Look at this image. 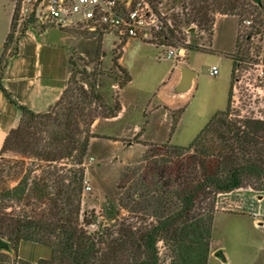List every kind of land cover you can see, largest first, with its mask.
<instances>
[{"label":"trees","instance_id":"obj_1","mask_svg":"<svg viewBox=\"0 0 264 264\" xmlns=\"http://www.w3.org/2000/svg\"><path fill=\"white\" fill-rule=\"evenodd\" d=\"M148 1L155 6L156 0ZM179 2L183 21L179 16L171 17L172 28L165 33L168 45L180 43L183 22L188 29L195 26L210 37L218 15L238 16L251 23L242 37L248 46L246 52L238 36V54L229 55L232 82L237 64L248 62L252 38L264 33V0ZM40 31L44 33L42 28ZM14 32L12 18L0 58V90L20 110L21 119L5 138L0 156L10 151L31 154L38 162L46 163L47 170L24 174L14 187L0 190V238L11 247L10 254L0 252V264H208L218 197L243 188L264 192V119L233 117L229 93L226 110L216 112L187 147L169 143L150 146L119 188L117 200L129 215L119 219L120 210L108 200L103 206L108 224L88 231L84 226L92 223L85 216L80 222L83 161L90 140L98 137L91 131L98 116L85 115L77 106L79 101L91 106L99 97L94 95V87L91 95L83 89H77L75 95L69 77L60 99L46 112L36 113L18 105L2 84L9 59L5 60V53ZM26 32L25 27L22 35ZM60 44L65 45L63 40ZM16 51L15 47L9 57ZM262 55L264 65V45ZM121 57L119 54L113 59L124 75V81L118 83L120 90L131 81L130 74L118 63ZM120 110L117 103L106 118L116 117ZM75 112L88 125L83 131ZM176 125L177 121L172 123V132ZM64 159L70 160L75 169L59 175L66 169H58L57 162ZM5 202L17 206L23 203L30 213L7 211L10 205ZM137 215L142 216L140 223L132 220ZM21 242L49 248L50 258L35 263L20 258L17 248Z\"/></svg>","mask_w":264,"mask_h":264},{"label":"rangeland","instance_id":"obj_2","mask_svg":"<svg viewBox=\"0 0 264 264\" xmlns=\"http://www.w3.org/2000/svg\"><path fill=\"white\" fill-rule=\"evenodd\" d=\"M16 1L0 0V58L6 43L4 41L9 35L10 17L11 21L14 18L15 24L14 39L5 53V60L14 51L25 27L27 32L38 37L39 42L46 43L45 33L40 31L39 26L25 25L24 21L19 22L14 16ZM179 1L156 0L154 7L173 25L171 17L174 15L183 21ZM249 26L238 16L218 15L213 36L210 37L207 32L196 30L195 26L191 27L195 31L190 32L183 22L180 26L182 33L178 35L180 43L169 42L172 47L184 50L182 61L175 64L172 60L163 59L167 55L166 49L139 40H132L126 46L125 42L119 44L112 37L91 34L80 28L68 30L64 35L63 46L68 50L70 61L68 74L73 80L70 89L74 90L75 95L78 94L77 89L91 95L94 87V95L99 97L91 106L79 101L78 111L82 110L85 115L95 114L97 120L105 123L106 117L119 103L124 108V117L119 126L129 129L137 127L139 133L137 141L136 136L132 138L131 134L121 136L123 145H118L116 149L110 145L111 148L103 146L106 153L97 146L95 151H88L83 161L84 190L80 216V222L85 216L92 223L91 226H84L86 230H96L99 225L108 224L103 213V206L108 200L113 201L120 210L119 219L129 215L117 199L119 188L137 160L150 146L169 143L171 146L187 147L216 112L226 110L229 93L233 117L264 119V33L252 38L246 56L248 62L237 64L231 82L232 61L229 55L238 54V36L246 52L248 46L242 37L249 31ZM234 41L233 53L226 54ZM119 54L123 58V68L131 76V81L121 90L118 83L124 81V75L113 64V59ZM173 65H190L194 68L196 79L190 94L179 91L182 77L179 71L173 69ZM213 66L219 71L215 77L209 73ZM75 114L79 129L85 130L88 125ZM176 121V128L172 132L171 125ZM100 133L116 136L110 126L103 127ZM135 143L140 145H132ZM89 156L93 157V161L88 160ZM70 163L67 159L57 162L58 169H66L58 174L64 175L68 169H75ZM37 170L46 171L47 164L38 162L34 155L15 151L4 153L0 156V190L14 187L19 177L35 175L32 172ZM84 181H87L86 185ZM5 204L10 205L7 211L13 209L15 212L30 213V208L23 203L19 206L14 202ZM216 206L208 264H264V192L250 188L236 190L233 195L219 196ZM133 217V222H141V215ZM217 251H221L225 261L215 256Z\"/></svg>","mask_w":264,"mask_h":264},{"label":"crops","instance_id":"obj_3","mask_svg":"<svg viewBox=\"0 0 264 264\" xmlns=\"http://www.w3.org/2000/svg\"><path fill=\"white\" fill-rule=\"evenodd\" d=\"M10 24L11 17L9 28ZM50 33L44 34L46 43L39 42L38 37L32 32H26L19 37L16 46L17 51L9 57L2 77L3 86L12 94L16 103L36 113L46 112L60 99L67 87L69 77L68 50L60 43H50L48 40ZM62 40L63 38L60 39V42ZM4 42H6V39ZM234 47L235 41L230 51L226 52V54H232ZM120 63L123 67V58L120 59ZM172 67L174 70L179 71L180 77L186 75L185 69L191 72L192 76L190 77L186 91V94H190L196 79L194 68L190 65H187V67H175L173 65ZM123 117L124 108L121 106V110L116 117L106 119L104 121L105 123L96 120L92 125V133L98 135V137L90 140L88 151H95L97 146L106 153L107 151L103 150V146L116 149L118 145H123L120 140L121 136L125 134H131L132 138L136 136L137 127L129 129L124 126H119ZM20 119V110L11 104L5 94L0 90V150L5 138L11 130L18 126ZM166 120L168 122L167 115ZM111 125L114 127H111ZM105 126H110L116 136L111 137L107 134L100 133L101 129ZM132 145H140V143ZM234 193L236 191L226 195L230 196ZM17 252L20 258L31 263H35L39 259H49L51 256V250L49 248L30 242H21L18 245Z\"/></svg>","mask_w":264,"mask_h":264},{"label":"built area","instance_id":"obj_4","mask_svg":"<svg viewBox=\"0 0 264 264\" xmlns=\"http://www.w3.org/2000/svg\"><path fill=\"white\" fill-rule=\"evenodd\" d=\"M14 16L25 25L39 26L44 33L59 30L65 35L68 30L80 28L112 37L119 44L139 40L161 47L167 51L163 59L174 64L184 57L183 49L169 46L165 39V33L172 28L171 22L148 0H17ZM244 23L251 25L249 21ZM209 73L217 76L218 68L213 66ZM88 160L93 161V157L89 156Z\"/></svg>","mask_w":264,"mask_h":264},{"label":"water","instance_id":"obj_5","mask_svg":"<svg viewBox=\"0 0 264 264\" xmlns=\"http://www.w3.org/2000/svg\"><path fill=\"white\" fill-rule=\"evenodd\" d=\"M190 32H194L195 29L194 28H190L189 29ZM64 37V33H62L61 31L59 30H53L51 31L50 33V36H49V42L50 43H60V39ZM186 71V75L182 77V81L180 83V92H186L187 89H188V83L190 82V77L192 76L191 72H189L188 69H185ZM0 252H5V253H8L10 254L11 253V247H10V244L1 239L0 238ZM215 256L219 259H221L222 261H225V258L223 256V254L221 253V251H217L215 253Z\"/></svg>","mask_w":264,"mask_h":264}]
</instances>
